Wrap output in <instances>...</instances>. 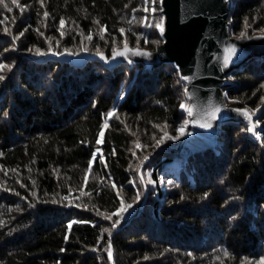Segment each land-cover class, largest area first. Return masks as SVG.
Instances as JSON below:
<instances>
[{
    "label": "trees",
    "instance_id": "1",
    "mask_svg": "<svg viewBox=\"0 0 264 264\" xmlns=\"http://www.w3.org/2000/svg\"><path fill=\"white\" fill-rule=\"evenodd\" d=\"M161 10V0H0L10 66L0 69V264H264V56L224 89L257 113V137L224 122L181 150L170 138L157 147L188 121L173 63L33 58L156 49ZM230 22L233 35L264 32V0H233Z\"/></svg>",
    "mask_w": 264,
    "mask_h": 264
},
{
    "label": "water",
    "instance_id": "2",
    "mask_svg": "<svg viewBox=\"0 0 264 264\" xmlns=\"http://www.w3.org/2000/svg\"><path fill=\"white\" fill-rule=\"evenodd\" d=\"M161 6L163 41L156 49L125 44L111 55L106 51H49L33 58L76 66L98 60L109 68L142 63L144 70L173 63L187 89L189 129L213 137L224 122H244L253 129L250 134L257 137V113L227 102L224 89L232 85L228 75L233 70L252 58L264 56V32L246 31L243 37L231 33L233 0H161Z\"/></svg>",
    "mask_w": 264,
    "mask_h": 264
},
{
    "label": "rangeland",
    "instance_id": "3",
    "mask_svg": "<svg viewBox=\"0 0 264 264\" xmlns=\"http://www.w3.org/2000/svg\"><path fill=\"white\" fill-rule=\"evenodd\" d=\"M163 26V25H162ZM181 126H178V128H180ZM167 133V136H165V133H163L160 137H159V140H164L165 138H170V140L172 141H169L167 143V145L172 142V143H176L175 146H177L176 148H178V150H181L183 148V145L187 144V142H189L190 140H192L193 142H196V140H198L197 136L199 134L201 135H205L195 129H189V126H188V123L186 125H184V134L181 135V133L179 131H177L176 134H173V133H169V132H166ZM207 136V135H206ZM172 137H175V138H172ZM163 146L162 143H160L159 145H157V147H161ZM188 150L190 149V147H186ZM141 173V171H140ZM142 174V173H141ZM140 180V179H139ZM141 181V180H140ZM133 209H130L127 211L126 214H130V212H132Z\"/></svg>",
    "mask_w": 264,
    "mask_h": 264
},
{
    "label": "snow or ice",
    "instance_id": "4",
    "mask_svg": "<svg viewBox=\"0 0 264 264\" xmlns=\"http://www.w3.org/2000/svg\"><path fill=\"white\" fill-rule=\"evenodd\" d=\"M16 2V0H13V3H15ZM43 2V0H41V3ZM11 9H9V11H10ZM44 15L45 16H47L48 15V13L47 12H45L44 13ZM0 23H2V21H0ZM61 25H63L64 24V21L63 20H61ZM157 27H160V25H156ZM6 30V29H5ZM162 30V29H161ZM21 35H22V33H21ZM245 35V33H241V37H243ZM228 51H230V52H234V49H228ZM226 59H227V57H226ZM5 67H10V66H6V65H3V64H0V69H3V68H5ZM0 79H3V77L2 76H0ZM184 79L185 80H187V79H189L188 77H184ZM262 87H264V86H262ZM185 91L187 92V89H185ZM181 106V108H186V105L185 104H181L180 105ZM187 111H188V114L189 115H191V109L190 108H188L187 109ZM215 111H219V109H216ZM239 111V110H238ZM108 115H112V113H109ZM188 123V121L186 120V121H184V125H186ZM184 125H182L180 128H178L177 129V131H179L180 133H181V135H183L184 134ZM202 126H209V125H202ZM253 129L252 128H249L248 129V131H252ZM165 136H167V133H165ZM172 138H175V137H172ZM163 142V140L161 139V140H158L157 141V145H159L160 143H162ZM98 143H99V141H98ZM146 159V158H145ZM205 196H207V193H205ZM108 218H110V217H108ZM226 255H227V253H225ZM109 256L111 257V250H110V246H109Z\"/></svg>",
    "mask_w": 264,
    "mask_h": 264
}]
</instances>
